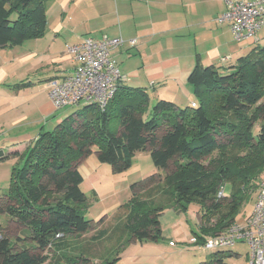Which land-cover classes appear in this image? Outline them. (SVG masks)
Returning <instances> with one entry per match:
<instances>
[{
    "label": "trees",
    "instance_id": "1",
    "mask_svg": "<svg viewBox=\"0 0 264 264\" xmlns=\"http://www.w3.org/2000/svg\"><path fill=\"white\" fill-rule=\"evenodd\" d=\"M49 1L0 0V49L43 38ZM188 84L195 107L158 100L145 119L149 92L122 82L104 109L86 105L52 131L41 132L24 153L2 155L0 162L15 158L20 167L13 168L9 188L0 194V215L25 233L18 243L0 225V264H46V252L62 249L63 238L101 225L103 219L84 217L89 204L79 172L94 150L114 173L128 170L136 153L149 152L159 172L134 183L117 223L78 244L83 247L66 264H91L92 245L103 240L115 244L100 264H118L132 241H160V217L167 210L186 213L198 205L200 243L235 223L264 174V48L228 67L205 66L197 59ZM211 255L214 259L205 264L238 257L230 251Z\"/></svg>",
    "mask_w": 264,
    "mask_h": 264
},
{
    "label": "rangeland",
    "instance_id": "2",
    "mask_svg": "<svg viewBox=\"0 0 264 264\" xmlns=\"http://www.w3.org/2000/svg\"><path fill=\"white\" fill-rule=\"evenodd\" d=\"M110 3L113 5V2ZM218 4H220V0H213L209 4L210 6H205L207 10H205L204 6L201 8L202 18L205 17V20L213 19L212 22L208 20L207 22L211 28L214 27L215 29L219 26V23L216 21L218 16H215ZM50 19L52 29L54 25L52 15H50ZM226 28L228 30V27ZM215 29H213L214 33H216ZM226 37L233 40L231 35H227ZM257 37L259 41L245 46L239 51V54L236 53V56L232 60L224 64H235L237 57L247 56L254 49H263L264 28L259 30ZM52 38V34H46L43 38L29 39L20 45L0 49V65L3 70H10V75L6 79L4 86H0L3 92L0 96V152L2 151L4 156L7 155L9 147L12 144L11 138L24 132L32 134L34 138L41 132V125L44 126L42 128L43 132L52 131L59 122L75 112L85 109L86 104L84 103L63 108L60 109L54 118L48 120L45 117L41 118L33 110L32 103L43 98L47 93L45 92V86L43 87L44 83H41V81L48 79L52 72H54L55 67L63 63L69 68L73 66L72 55L67 52L68 45L66 46L64 42H58L54 48H50ZM15 65L17 70L11 73L13 71L11 69ZM25 81L26 83H24ZM28 81L33 83H28ZM154 89L153 87L148 88L151 102L149 111L144 114L145 119H148L150 109L158 100ZM12 105L17 107V109L14 114H9L7 110L8 108L11 109ZM187 106H190V100L183 102L179 107L185 108ZM91 109L92 107L86 108V110ZM27 149L28 147L25 148V151ZM25 151H19V153L21 154ZM95 151L83 162V167L86 166L89 172L94 167L91 174L84 176L85 180L81 186L83 193L88 198L89 204L88 209L84 212V217L94 222L103 219V222L101 225L95 226L96 229H92L87 234L63 238L64 246L62 249L57 250L58 252L49 249L46 252L48 256L46 264H58L59 262L66 264L67 258L77 254L79 248L83 247L78 244L89 243V239L95 234L96 230L112 228L117 223L116 216L120 212L119 207L128 203L132 197L131 186L159 172L149 152L136 153L132 158V165L128 170L122 173H114L109 164L98 161ZM19 164L20 161L15 158L0 162V194L7 192L12 170L13 168L20 167ZM172 169L173 167H171L170 171ZM226 194H229L228 190ZM255 199L256 194L242 208L236 219L239 224H243L245 217L249 216L253 211ZM199 211L200 208L196 204L190 205L186 213L174 210L165 211L160 217L162 229L160 241L144 244L132 241L120 255L121 260L118 264H205L214 259L211 253L201 250L198 245L192 244L193 238L197 237V235H202L200 230L201 219L198 215ZM0 225L4 228L3 233L13 241L19 243V238L24 237V228L13 221L8 215H0ZM171 242L174 245H170ZM20 244L22 243L20 242ZM114 244V241L107 240L93 243V260H91V264H100L103 257L110 252V249H114ZM228 251L237 254L238 257L225 259L226 264H247L249 250L246 244L239 243ZM55 254H57L56 256L59 259L55 257Z\"/></svg>",
    "mask_w": 264,
    "mask_h": 264
},
{
    "label": "crops",
    "instance_id": "3",
    "mask_svg": "<svg viewBox=\"0 0 264 264\" xmlns=\"http://www.w3.org/2000/svg\"><path fill=\"white\" fill-rule=\"evenodd\" d=\"M109 1L113 2V5ZM109 1H49L46 34L53 35L50 48H54L58 42H64L66 46L75 45L87 35L96 39L104 36L122 37L124 44L113 51V57L118 62L123 75L126 76V85L146 88L148 92V88L153 87L158 100L171 101L177 106L189 100L190 105L195 103L188 78L197 59L205 66L228 67L234 63L226 65L222 61L223 58L229 57L232 60L245 46L252 45L239 44L234 38L227 39V35L233 37L230 26L227 22L219 21L227 9L225 0H220L215 10L219 26L216 29L212 28L216 30V33L209 26L208 19L202 18L201 13V8L210 6L213 0ZM205 10H207L206 7ZM50 15L54 24L52 29ZM212 20L208 21L212 22ZM132 40L135 41L134 44L130 43ZM257 40L259 41L258 37ZM74 67V62L70 68L63 63L55 67L48 79L41 81L47 93L43 98L32 103L33 110L41 118L45 117L47 120L54 118L60 111L54 107L49 98L47 82L56 76L69 73ZM11 70H13L11 73L15 72L16 65ZM9 72L10 70L5 71L0 65V86H4L10 75ZM28 83L33 82L28 81ZM1 94L3 92L0 89V96ZM16 109L17 107L12 105L7 112L14 114ZM43 127L41 125V132ZM38 135L33 138L32 134L24 132L11 138L12 144L8 153L25 151V148L29 147ZM2 155L1 151L0 156ZM83 165L84 163L79 166V172L85 180L84 176L91 174L94 167L89 172Z\"/></svg>",
    "mask_w": 264,
    "mask_h": 264
},
{
    "label": "built area",
    "instance_id": "4",
    "mask_svg": "<svg viewBox=\"0 0 264 264\" xmlns=\"http://www.w3.org/2000/svg\"><path fill=\"white\" fill-rule=\"evenodd\" d=\"M225 4L226 12L219 21L229 24L237 43L255 44L257 33L264 28V0H225ZM123 44L122 37L96 39L87 35L77 44L68 45L67 52L72 55L74 69L47 82L54 107L59 110L84 103L104 109L113 99L118 86L126 81L113 57V51ZM229 60V57L222 59L223 62ZM195 105L192 103L193 107ZM223 195L222 188L218 196ZM239 243L248 247L247 264H264V174L259 181L254 209L245 217L243 224L236 221L225 231L206 236L201 243L197 237L192 240V244L211 254L227 252ZM170 245L174 244L171 242Z\"/></svg>",
    "mask_w": 264,
    "mask_h": 264
}]
</instances>
